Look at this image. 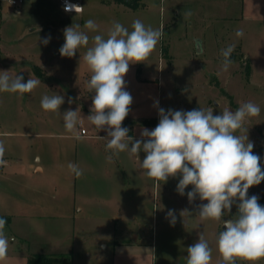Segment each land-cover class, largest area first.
Instances as JSON below:
<instances>
[{
    "label": "rangeland",
    "instance_id": "1",
    "mask_svg": "<svg viewBox=\"0 0 264 264\" xmlns=\"http://www.w3.org/2000/svg\"><path fill=\"white\" fill-rule=\"evenodd\" d=\"M141 4L142 8L135 13H119L120 23L131 31L133 21L140 19L146 26L162 31L163 37L149 59L142 62V78L146 81L137 80L135 63L130 65L125 76L126 90L132 95L133 103L123 122L129 128L133 126V139L141 138L142 129L152 130L157 126L159 108L190 111L211 107L213 114L219 115L224 109L235 111L242 103L250 101L260 107V115L245 121L244 128L248 132L243 134L254 144L253 152L261 157L260 164L264 170V0H247L245 8L233 7L230 0L188 3L185 0H142ZM19 7L10 5L8 0H0V71H9L12 77L22 75L24 82L30 76L36 79L37 76L30 74L35 65H30L28 72L26 67L21 69L22 63L17 64L16 60L20 59L21 62L39 63L54 76L38 78L40 85L22 96L0 92V142L5 147V163L0 164V205L6 186L19 202L20 184L24 179H56L59 213L53 215L54 219L44 217L29 226L17 221L14 229L6 232L10 248L15 250L27 244L24 249L30 257L69 253L75 264H103L108 261L113 251L111 246L105 248L104 245L119 237L120 232H116L114 216L102 203L104 198L110 200L113 197L114 187L119 181L113 184L102 179H121L120 191L138 196L141 201L154 192L163 194L165 203L170 204L175 215L184 221L183 215L180 216V203L170 197L177 194L184 202L187 201V206L192 207L190 211L194 212L190 213L193 215L188 216L192 219L199 211V205L194 206L188 201L187 192L191 191V185L185 189V195L177 192V184L182 177H169L167 182L158 183L148 178L141 168L146 155L143 151L139 158L127 152L112 155L110 150H106L108 137L79 140L65 130L62 114L73 110L75 103L80 102L84 111L80 112L84 118L82 122L90 135L97 132L87 120L86 112L90 111L94 93L87 89L91 73L82 60L84 52L80 48L74 57H62L59 49L63 39L59 44H42L40 53L25 50L20 54L18 51L21 49L13 40ZM35 14L36 10H33L32 15ZM195 20L198 23L191 24ZM237 30H243L244 35L237 37ZM230 45L235 46L231 55L233 63L225 72L222 70L221 50ZM53 94L64 97L61 113L46 112L41 108L42 97ZM67 97H71L73 103L69 104ZM80 130L78 126L77 134ZM110 155L112 159L108 160ZM69 163L77 165L83 175L78 177L71 172ZM37 166L44 167V172H37ZM130 179H134L133 182ZM252 195L258 196L259 201L264 200V181L249 189L248 196ZM123 201L129 203L128 200ZM74 205L77 210L83 208L82 211H74ZM146 212L148 214L149 209L143 211L145 215L140 221H137L138 217L131 223L135 230L130 233L132 239L139 237L145 242L152 241L149 229L153 224V214L154 219L157 214L152 209L149 213L152 215H146ZM236 212L234 204L230 215L224 219H234ZM159 220L161 223V216ZM214 222L205 220L204 226L211 228ZM16 230L27 238L22 240ZM210 247L213 258L217 247L216 244ZM3 264H25V261L16 257ZM237 264L251 262L238 259ZM256 264H264V259Z\"/></svg>",
    "mask_w": 264,
    "mask_h": 264
},
{
    "label": "clouds",
    "instance_id": "2",
    "mask_svg": "<svg viewBox=\"0 0 264 264\" xmlns=\"http://www.w3.org/2000/svg\"><path fill=\"white\" fill-rule=\"evenodd\" d=\"M64 10L79 13L83 7L67 4ZM83 27L92 32L98 29L92 19L85 21ZM131 28L129 31L121 23L113 21L107 38L94 35L90 47L89 35L81 30L80 24L63 30L64 43L59 49L62 57L72 58L78 49L86 48L82 60L91 73L87 89L94 93L87 120L98 131L107 132L106 150H110L112 155L127 152L139 158L143 151L146 155L141 168L148 178L159 183L167 182L169 177L180 176L176 190L181 196L191 185V191L187 192L189 203L197 196L200 201H207L198 206V216L201 221L212 220L222 224L224 230L216 239L222 264H237L238 259L256 264L264 259V206L258 202V196L249 197L248 192L264 181V170L260 164L261 157L253 152L254 144L243 133L248 132L244 128L245 121L259 116L260 107L249 101L235 111L224 109L219 115H214L211 107L190 111L159 108L157 126L152 130L142 129L141 138L134 140L129 129L122 127L133 103L132 95L126 90L125 76L131 64L149 59L163 33L146 26L140 19L134 20ZM235 34L237 37L244 35L243 30H237ZM50 39V36L45 37L41 43L47 45ZM234 50V45L221 50L222 70L225 72L233 63L231 55ZM40 83L38 78L30 76L24 82L22 75L12 77L9 71H0V92L22 96L31 93ZM64 102L62 95H45L41 99V108L46 112L61 113ZM68 103H73L71 97ZM62 115L65 130L76 135L84 119L79 108L69 109ZM4 153V144L0 142V164L5 163ZM107 159L111 160L112 156ZM68 168L78 177L83 175L77 165L69 163ZM234 204L237 207L235 218L224 219L230 215ZM166 218H171L174 225V210H169ZM6 224L7 220L0 217V262L7 260L10 247ZM212 252L204 234L200 233L198 242L187 248L186 262L212 264Z\"/></svg>",
    "mask_w": 264,
    "mask_h": 264
},
{
    "label": "crops",
    "instance_id": "3",
    "mask_svg": "<svg viewBox=\"0 0 264 264\" xmlns=\"http://www.w3.org/2000/svg\"><path fill=\"white\" fill-rule=\"evenodd\" d=\"M79 3L83 7L81 13L66 12L63 9L60 0H22L20 7L17 9L16 13L18 15V20L14 23V36L13 40L18 43L20 47V54L25 52V50L40 53L42 44L41 40L45 37L50 36L49 42L52 44L61 43L64 39L63 30L73 24H80L81 30L85 31L89 35V45H92L91 37L100 34L107 38V33L111 28L113 21L120 23V15L122 12L135 13L139 11H132L125 7L124 5L117 4L115 0H72ZM200 0H185L188 2H196ZM210 1V0H209ZM247 0H230L233 7L245 8ZM142 3V0H141ZM144 7V5H143ZM36 10V14L33 16L32 11ZM234 13V11H233ZM197 17V16H196ZM92 19L98 25V29L95 32L88 31L84 29L85 21ZM197 20V19H196ZM191 22V24L198 23L197 21ZM85 53L86 48H81ZM17 55V54H15ZM17 64L22 63L21 69L26 67L28 72H30V65H36L44 69L46 76L49 77L52 72L46 69L43 65L24 61L21 62L20 59L16 60ZM15 64V65H17ZM15 65H9L10 67H15ZM25 65V66H24ZM134 65L137 71V80L144 82L142 78V73L144 70L143 63H135ZM28 66V67H27ZM6 68V67H5ZM141 73V74H138ZM31 75L35 76L32 73ZM53 75V74H52ZM54 76V75H53ZM36 77V76H35ZM38 78V77H36ZM42 79V78H41ZM69 98V97H67ZM82 94L79 96L80 101ZM80 104V102H79ZM75 103L73 110L79 108L80 112H83L81 106ZM88 116L91 114L87 111ZM84 127L88 131V136H80L76 134L79 140L94 138V137H107L105 130H100L93 127V131H97L94 134H89V129L84 123ZM105 131V132H103ZM133 132V131H132ZM107 133V132H106ZM37 172H44V167H35ZM105 182L117 183L121 182V179H102ZM133 182L134 179H130ZM136 180V179H135ZM119 182L118 186L114 187L116 189L115 194L112 198H102L105 202L102 206L108 208L112 216H114V226L116 232H120L119 237H114L104 245L105 248L111 246L113 251V256L103 264H187V248L194 243L198 242L199 234L203 233L205 239L209 242V245L216 244V239L220 231L224 230L222 224L219 222H214V225L210 227L204 226V221H201L198 212H196L192 219L188 216L193 215L190 212L192 207L187 206V201L178 196L177 194H170L171 198L177 200L181 205L180 216L183 215V220H180L176 216L175 224H171V218L167 217V212L173 210L170 204L165 203V196L159 192H154L153 195H149L147 199L138 198L134 195H126L120 191ZM20 198L19 202L17 198H14L12 190L9 187L3 188L2 202L0 205V217L7 220L5 227V232L7 230L14 229V225L17 221H20L24 226H29L31 223H37L45 217L47 220L54 219L53 215H58L59 213V201L57 197L58 193V182L56 179H24V182L20 184ZM54 191V194H52ZM45 200V201H44ZM123 200H128L129 203L125 204ZM203 201H200L199 197L194 200V206L200 205ZM150 206V208H149ZM148 207V208H147ZM74 205V211H82L83 208H78ZM191 208V209H190ZM44 209V211H42ZM149 209L146 215H152L149 213L151 209L155 211L156 219H154L153 214V224L149 231L152 233V241L145 242L142 238H131V232H134L131 227V223L139 220L144 216L143 211ZM161 216V223L159 220ZM39 217V218H38ZM50 217V218H48ZM186 217V218H185ZM53 222V221H51ZM182 222V223H181ZM138 223V222H137ZM145 223V220L142 221ZM119 226V230H117ZM145 228V227H144ZM146 229V228H145ZM143 230V229H141ZM16 233L21 237L22 240L27 238L26 235L22 234L16 230ZM13 238V237H12ZM14 239H11L13 241ZM24 244L21 248H16L15 250L9 247L8 258L6 261L12 260L13 258L19 257L23 258L25 264H28L30 256L26 254ZM69 253H61L54 255H68ZM216 250L215 257L212 258V264H222V258ZM4 262H0L3 264ZM73 264L75 261L73 259Z\"/></svg>",
    "mask_w": 264,
    "mask_h": 264
},
{
    "label": "trees",
    "instance_id": "4",
    "mask_svg": "<svg viewBox=\"0 0 264 264\" xmlns=\"http://www.w3.org/2000/svg\"><path fill=\"white\" fill-rule=\"evenodd\" d=\"M115 2L117 4L124 5L132 11H137L138 9L142 8L141 0H115ZM33 72L38 78H44L46 76V73L36 65L33 67ZM122 127H127V125L123 122ZM127 128L129 129V135L132 136L133 126ZM258 202L263 205L264 200ZM28 264H73V258L69 255H35L30 257Z\"/></svg>",
    "mask_w": 264,
    "mask_h": 264
},
{
    "label": "built area",
    "instance_id": "5",
    "mask_svg": "<svg viewBox=\"0 0 264 264\" xmlns=\"http://www.w3.org/2000/svg\"><path fill=\"white\" fill-rule=\"evenodd\" d=\"M60 1H61L62 6H63V9L66 7L67 4H76V5L81 6L79 3H76V2H74L72 0H60ZM8 2L12 6H19L22 3V0H8ZM71 12H74V11H71ZM79 13H81V12H79ZM79 126L81 128V130H80V136H88V131L84 127V123L82 122V124L79 125Z\"/></svg>",
    "mask_w": 264,
    "mask_h": 264
}]
</instances>
